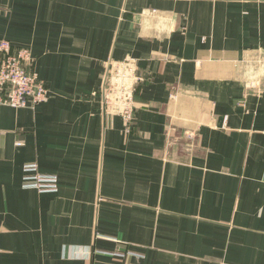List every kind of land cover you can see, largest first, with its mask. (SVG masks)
<instances>
[{
	"label": "crops",
	"instance_id": "0c3cea01",
	"mask_svg": "<svg viewBox=\"0 0 264 264\" xmlns=\"http://www.w3.org/2000/svg\"><path fill=\"white\" fill-rule=\"evenodd\" d=\"M0 40L49 90L0 105V264H264V0H0Z\"/></svg>",
	"mask_w": 264,
	"mask_h": 264
},
{
	"label": "built area",
	"instance_id": "2783aa9c",
	"mask_svg": "<svg viewBox=\"0 0 264 264\" xmlns=\"http://www.w3.org/2000/svg\"><path fill=\"white\" fill-rule=\"evenodd\" d=\"M31 52L28 48H15L8 40H0V105L13 108L34 107L43 102L49 94L45 83L38 75L30 70ZM125 72H118L133 79L135 83L141 80L134 68V60H125ZM116 92V102L119 114L126 127L134 117V90L120 85L117 89L103 85V95ZM20 143H17L19 145ZM22 185L34 188L40 192H55L58 190V178L55 175L38 171L35 163H25L22 166Z\"/></svg>",
	"mask_w": 264,
	"mask_h": 264
},
{
	"label": "rangeland",
	"instance_id": "374dc122",
	"mask_svg": "<svg viewBox=\"0 0 264 264\" xmlns=\"http://www.w3.org/2000/svg\"><path fill=\"white\" fill-rule=\"evenodd\" d=\"M31 52V51H30ZM31 56H32V53H31ZM33 59V58H32ZM32 59H31V61H32ZM134 94H135V91H134Z\"/></svg>",
	"mask_w": 264,
	"mask_h": 264
}]
</instances>
